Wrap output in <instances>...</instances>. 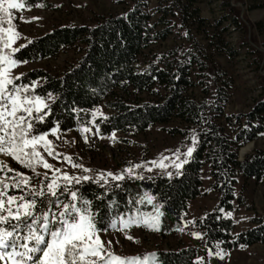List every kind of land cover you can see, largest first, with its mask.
I'll return each instance as SVG.
<instances>
[{
  "label": "trees",
  "instance_id": "trees-1",
  "mask_svg": "<svg viewBox=\"0 0 264 264\" xmlns=\"http://www.w3.org/2000/svg\"><path fill=\"white\" fill-rule=\"evenodd\" d=\"M199 1L158 0L153 18L147 10L148 0H130L121 12L100 16L93 24H60L13 51L17 61L28 63L56 57L65 47L80 45L82 51L58 75L34 68L15 79L19 85L32 86L28 94L41 96L49 105L44 122H35L33 134L55 127L64 132L84 125L91 110L103 102L111 112L96 119L101 134L143 132L173 118H179L185 127H166L170 132L196 129L197 143L190 159L172 176L125 175L116 181L89 179L70 185L81 198L75 201L79 207H84L83 200L88 202L87 210L101 231L111 230L112 220L131 210L133 200L149 190L161 204L160 230L166 235L178 230L189 201L201 193L200 172L208 164L212 189L218 192L219 200L196 220L205 245L160 249L157 264H209L208 249L216 243L235 249L264 242V214L253 217L252 226L239 232H234L233 219L224 214L231 208L236 173L264 179V150L237 159L238 147L264 134V98L247 113L227 116L233 137L214 120L215 113L223 112L229 83L223 89L216 85L224 71L207 51L209 46L212 54H218L225 41L217 24L201 16ZM222 2V17L240 24L229 1ZM23 4L49 8L48 0H23ZM192 30L209 44L197 41ZM175 33L181 36L179 43L172 40L165 47L157 45ZM26 198H31L29 192ZM55 210L53 207L51 212Z\"/></svg>",
  "mask_w": 264,
  "mask_h": 264
},
{
  "label": "rangeland",
  "instance_id": "rangeland-1",
  "mask_svg": "<svg viewBox=\"0 0 264 264\" xmlns=\"http://www.w3.org/2000/svg\"><path fill=\"white\" fill-rule=\"evenodd\" d=\"M130 0H48V7H27L23 0L22 9H10L11 17L0 25V32L14 36L9 48L4 49L0 41V54H9L19 46L25 44L32 37L44 34L52 28L73 22L76 24H93L100 16L121 12ZM223 0H200L197 2L201 16L213 24H217L224 43V50L211 53L208 46L207 55L212 57L214 64L223 71V78L216 81L221 89L229 83L227 101L222 113H215L214 120L220 122L230 137L234 130L227 122V116L247 113L254 103L264 98V0H227L241 23L235 24L225 20L223 15ZM158 0H148L147 10L156 18L153 7ZM6 6V5H5ZM196 40L208 45L209 40L196 30L191 31ZM6 38V36H5ZM172 40L178 43L182 40L180 34L175 33L165 41L157 43L165 47ZM80 45L63 48L56 57L44 58L35 62H23L10 66V78H18L24 72L34 68H45L58 75L65 66L74 61L81 54ZM17 86H27L19 85ZM226 80V82H224ZM197 91V89L195 90ZM111 110L103 102L91 110V118L84 125L76 126L61 132L56 127L44 134L53 146V156H48L42 147L38 151L52 169H45L43 163L34 165L35 170L25 168L13 157L0 153V165L10 168L12 172L0 175L12 177L19 172L29 179V184L23 190L13 189L8 195H24L30 190L43 188L53 179L64 185L63 176L83 180L87 175L93 180L116 181L115 176L145 177L150 175L172 176L180 168L176 164H183L190 159L188 148H195L197 131L189 128L184 133L170 132L166 127L184 128L179 118L161 125H154L143 132L129 131V133L113 132L101 134L96 119L109 114ZM88 129L89 131H84ZM55 130V134L53 131ZM264 150V134L255 140L237 148V159L242 160L246 154L255 150ZM70 157L71 159H66ZM73 164L79 167H73ZM163 165V166H161ZM57 169L59 171H57ZM84 169H88L87 172ZM112 175L109 176L108 174ZM201 193L189 201L187 209L182 213L177 231L163 235L160 230L162 209L161 204L149 190L133 200V208L119 214L112 220L111 230L100 231L99 239L104 242L108 251L125 260L135 258L137 264H157V251L160 249H176L187 245L203 247L205 238L202 229L196 224L198 217L205 211L214 208L218 203V192L212 189V179L208 164H204L200 172ZM234 197L231 208L224 214L235 223L234 232H239L252 226L253 217L264 214V179L246 178L240 172L234 175ZM70 187V186H69ZM70 198V199H69ZM60 199L64 203L71 201V197L63 195ZM151 200V202H149ZM76 203V202H75ZM79 207V205H77ZM15 209V204L12 205ZM55 213L62 211L55 207ZM51 214V213H50ZM159 217L156 229L143 226L146 218ZM128 222V227H125ZM111 241L108 245L107 242ZM152 254H155L154 257ZM209 264H264V242L250 246L225 249L219 243L208 249ZM115 264V262H114Z\"/></svg>",
  "mask_w": 264,
  "mask_h": 264
},
{
  "label": "snow or ice",
  "instance_id": "snow-or-ice-1",
  "mask_svg": "<svg viewBox=\"0 0 264 264\" xmlns=\"http://www.w3.org/2000/svg\"><path fill=\"white\" fill-rule=\"evenodd\" d=\"M23 7L22 3L15 0H0V25L10 19V9ZM16 35L18 33L8 35L0 32L4 49L9 48ZM17 63L14 52L0 54V153L13 157L33 171L34 165L38 163H43L45 169H52L53 165L47 163L38 151L42 147L48 156H53L51 141L44 134H33L35 122H44L47 116L44 110L49 105L41 96L32 97L28 94L27 86H17L15 78H10V66ZM193 150L188 148L187 155L191 156ZM73 167L79 165L73 164ZM175 167L180 168L182 164H176ZM12 171L0 165V175ZM122 178L114 177L116 180ZM9 179L12 180L11 184L6 183ZM82 179L87 181L90 178L85 175ZM63 181L64 185L61 186L58 180L53 179L43 188L30 190L31 198H26L24 195H8L10 190H23L28 186L29 179L26 176L15 172L14 176H4V180H0V264H137L135 258L125 260L112 254L104 242L100 241L101 229L97 227L95 217L87 210L88 202L83 200L84 207H78L75 201L81 198L76 190L69 187L80 184L81 180L64 174ZM63 195L70 196L71 201L64 203L60 199ZM53 207L63 210L52 213ZM158 219V216L146 218L143 226L156 229ZM124 226L128 227V222ZM107 244L110 245L111 241ZM152 255L154 257L155 254ZM143 264H147V261Z\"/></svg>",
  "mask_w": 264,
  "mask_h": 264
}]
</instances>
